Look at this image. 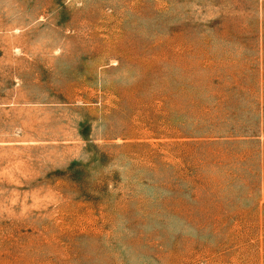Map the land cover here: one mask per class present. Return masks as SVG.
<instances>
[{"label":"rangeland","instance_id":"obj_1","mask_svg":"<svg viewBox=\"0 0 264 264\" xmlns=\"http://www.w3.org/2000/svg\"><path fill=\"white\" fill-rule=\"evenodd\" d=\"M0 264H264V0H0Z\"/></svg>","mask_w":264,"mask_h":264}]
</instances>
